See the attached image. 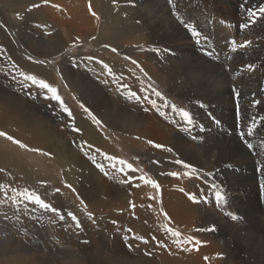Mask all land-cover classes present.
Listing matches in <instances>:
<instances>
[{
	"label": "bare ground",
	"instance_id": "1",
	"mask_svg": "<svg viewBox=\"0 0 264 264\" xmlns=\"http://www.w3.org/2000/svg\"><path fill=\"white\" fill-rule=\"evenodd\" d=\"M11 1L7 0V3L10 4ZM225 3L230 5L228 0H203V7L206 8L207 14H209L208 12L214 15L216 13H219V15L225 13L223 15H227L226 20L229 22L239 24L240 21L244 20L243 25L248 24L246 28L237 27L236 35L231 30H224L225 34L229 31L236 39V51H232L230 60H239L240 62L234 67V70H237V74L240 75L238 80H236L234 74L232 80H230L231 75H225L221 77L223 78L222 80H216V82L208 79V72L205 66L209 61L206 62L207 59H200V55L195 52L193 41L191 42L190 39L185 38L184 35L186 34L182 31V28L173 21H167L168 26H166L161 24L159 19L157 20L160 23L152 17L146 21V25L147 23L150 25V27L147 26L146 28L150 33V38L169 42L176 50L184 51L187 55V64L181 65L179 59L172 58L169 59V64H164V57L168 58L170 55L166 50L158 48H154L158 51L153 53L147 52L146 47L138 46L126 49L121 48V50L128 55L135 56V59L147 69V75L150 80L161 90L159 91L155 88L161 93L163 101L153 95L150 90H142L151 88L143 83L142 77L139 78L138 76L139 74L144 76L147 81L144 71V74L140 69V71H133L128 66L118 63L111 58L113 54L108 61L112 70L111 75H104L102 67H98L95 70L97 77L106 79L104 80L103 78L106 82L101 85L98 79L92 80L94 84L87 81L86 84L83 79L76 78L68 65L70 59L68 60L66 56H63L64 62L60 63L74 96L80 97V103L89 107L96 118L107 129L109 128V130L113 131L115 137L124 143L128 149L135 150L136 154L151 159L150 170L156 175L153 182L160 188L161 210L157 207L156 200L158 196L154 195V187L151 183H145L137 173L114 161L107 165L103 171L97 167H90L77 150L67 144H63L65 135H62V131L68 129V125L65 124L66 118L63 123L60 122L58 125L61 129L53 128L54 119H52L53 121L50 120L49 116L46 115L47 112L45 114L39 106L38 108L35 107L34 103L23 96L15 94L13 90L6 89L4 84H0V132L11 136L15 135L17 141L29 148L39 147L45 150H52L49 142L51 143V140L55 139L57 146L54 154L57 155L56 160L64 168L66 164H72L73 162L86 167L87 172L82 178L84 180L77 183V191L80 202L83 201V204H88L89 213L93 217V219L89 220L79 214L80 217L78 218V215L73 211V206L66 202L65 195H58L55 192L56 189L50 194L47 190L48 187L44 186L46 200L52 204L51 206L57 208L65 219L61 221L54 213L46 212L36 206H30L27 211L23 212L26 217L25 220L29 225L38 222L32 212L37 217L44 218L46 225L45 234L48 236V242L45 246H41L42 250L36 253L40 256L36 257L35 260L28 258L33 256L31 252L16 248L17 250L11 251L8 255L0 254V264H18V258L14 257L18 253H23V256H25V262L21 258V261H23L19 262L21 264H28L29 262L47 264L49 259L53 261L61 260V264L65 262H68L66 264L73 262L92 264V261L96 264L101 261H106L109 264H264V146H258L254 149V156L263 159V163H261L254 162L255 157H249V153L237 144V140H239L237 136L241 135L243 131L245 114L243 111L236 113L237 108L232 106L233 103L231 104L230 97L232 89L239 93L240 96H245L253 92L255 90L254 87L257 86L256 83H258L259 75L262 72L257 66L259 61L255 62L256 59L250 61L253 62L252 64L255 62L254 69L257 70L254 73H250L247 66L249 62L245 65L242 55L258 53L259 50L260 52L256 57L260 56L261 51L263 54L264 29L260 28V26L261 24L263 26L264 19L262 21L260 18L251 20L248 14L239 15L235 8L228 10ZM13 4L17 7L15 9L17 12L32 19L37 26L44 30L48 39L44 41L45 44H55L58 47H62L63 52L67 46L73 45L78 37H92L99 29V23H97L96 27L89 29L94 19L91 14L98 16L100 14L99 7L94 6L91 0H47V3H45V0H16ZM34 5H38V7H34ZM143 5L141 4L140 6ZM7 7L8 5L5 3L4 9L6 11ZM215 7L217 9L213 11L212 9ZM90 8L91 14L89 12ZM209 20L211 18H206L204 21L208 23ZM204 21L202 22L204 23ZM189 24L195 28L199 22L195 21ZM49 32L54 33V37L50 36ZM127 32L125 29L120 30L115 26V29L110 30L109 34H107V41L105 42L101 39L99 44L116 43L121 39H127L129 36L126 34ZM13 37L15 38V36ZM30 39L32 38L30 37ZM224 42L225 44L221 46V42L220 46L222 50H227L228 44L232 45V43H228L227 40ZM242 44H247V47H239ZM7 48L9 49V47ZM7 48L5 49L6 51ZM52 53L47 51L44 55H49L48 57L54 56L59 51L57 50L55 54ZM61 54L64 55L63 53ZM30 55L18 46L14 49L10 47L8 55L0 54V69L5 78L15 85L12 79L17 78L21 82L20 71H23L24 73L31 72L39 79H44L45 82L53 84V78L56 77L50 69L46 68L48 65L45 68L35 66V63L33 64V61L29 59ZM34 59L36 61L40 58ZM209 71L211 72V70ZM181 73H184V76ZM87 89H94V92L89 94L90 92ZM104 90L108 93L103 92ZM133 91L136 92L137 97H141L139 103L135 98H128L129 93ZM145 96L156 100L157 107L154 108L151 104L144 101L142 98ZM197 100L199 104L212 106L213 110L221 116L219 118L221 126H218L222 130L213 131L208 137H204L206 140L202 148L200 145L197 147L192 143L193 134L190 133L192 131L186 132L182 130L191 126L181 119L178 111L172 110V106L185 110L179 103L177 104V101L194 103L195 101L198 102ZM200 100H204V103ZM196 102L193 106L198 105ZM196 107L194 110L195 112L198 110V115H200L203 110L201 107L199 109ZM43 109L45 108L43 107ZM70 109L75 119V125L79 128L78 133H82L81 138L106 149L109 141L100 134L102 132L94 125V122L92 123L90 118L87 119L86 114L71 105ZM252 113L254 114L255 110H252ZM200 117L206 120L204 114L200 115ZM217 117L219 116L217 115ZM238 118H240L239 121ZM59 121L57 119L56 124ZM193 127L196 128L195 126ZM202 131L204 132V130ZM70 137L73 138L72 136ZM149 141L152 143H148ZM152 144H161L165 148H170L173 154L154 148ZM115 157L118 158V156ZM159 157L172 158V160L162 163ZM176 159L185 160L193 169L198 170L194 172V177L203 173L206 180L214 183L220 190L216 192L203 190L200 187V183H197L195 179L187 180L183 172H175L173 162ZM0 160L3 172L6 175H10L12 179L8 180L11 184L19 182L24 185L38 181L32 170L28 166L22 165L16 155L4 153ZM171 172H175L177 175L175 177L168 175ZM128 175L131 176V179L127 180ZM125 181L129 182V184L125 183ZM57 187L59 186L57 185ZM191 197H195V200ZM76 202L78 201L76 200ZM11 206L13 207L14 205ZM69 211L76 215L80 222L79 229L74 226L71 218L68 217L67 213ZM162 215L174 227L173 230L171 229L172 227L164 226L161 220ZM232 216H236L238 219L233 221L231 219ZM212 224L217 226H212ZM24 228L32 232L31 227L27 224H25ZM127 228H135L133 230L142 232L143 237L150 239L146 249L147 253L145 254L147 258L140 255L138 251V253L132 252L130 244L133 242L122 239L120 232ZM169 229L181 234L178 237H173L171 231H168ZM223 232L228 235L247 233L244 238L248 237L250 241L243 238L241 239L240 248L232 249V242H226L227 237L222 236ZM20 234L23 233L20 232ZM84 237L89 239V245L87 244L88 246L85 247L81 246V241ZM18 246L20 248L21 245ZM63 246L66 248L61 253L58 249L63 248ZM138 248L143 249L146 246L144 247V244L140 243ZM223 254L227 258L223 263H220L219 259ZM243 254L246 255L244 256ZM64 255L74 256L75 258H67V256L66 259L62 260L61 257H65Z\"/></svg>",
	"mask_w": 264,
	"mask_h": 264
},
{
	"label": "rangeland",
	"instance_id": "2",
	"mask_svg": "<svg viewBox=\"0 0 264 264\" xmlns=\"http://www.w3.org/2000/svg\"><path fill=\"white\" fill-rule=\"evenodd\" d=\"M2 1H4V2H2ZM15 1L16 0H12L11 3L9 4V3H7V0H0V2H1L0 3V47L2 45V47L0 48V54L8 55L10 47H13V49H14L15 47L18 46L20 49L25 50L29 55L32 54V55H30L29 59H30V61H33V64L35 63L34 64L35 66H41V67L45 68L48 65L46 68L50 69L56 77V78H53L54 79L53 81L56 83H54L52 81L53 84H50V86L58 89L57 94L61 97L65 106H67L69 108L71 113H72V111L70 109V105L72 107H74L75 109H78L80 112L86 114L87 119L89 118V116L83 110V108L80 107L81 104L84 105V107L87 108L94 116H95V114L85 104L80 103V97L76 96L78 98V100H77V98L74 96L72 88L70 87L69 81L65 77L62 65L60 66V63L64 62L65 56L67 57L68 60L70 59L69 60L70 63L68 62V65L70 66L72 74L78 79H83L86 84H87V82H92V80H94V79H98L100 82V85L106 82V81H104V80H106L104 77H97L95 70H97L98 67L99 68L102 67V65L100 63H98L99 61H102L104 64H107L108 67L110 68L108 61L113 54V56L111 58L115 59L118 63H121L123 65L128 66L129 69H132L133 71H137L139 69L141 70L144 68L143 71L145 72V75L147 76V81H146L145 77L140 75V74L138 75L139 78L142 77L141 79H143V81H144L143 83L146 86H150L151 88L154 87V88L158 89L159 91H161V90L155 86L154 82L152 83V81L150 80V77L147 75V69L142 64H140V62H138L135 59V56L126 54L123 50H121V48L126 49V48H133V47H137V46L138 47H146L147 52H150V53L155 52V51H153L154 48H158L161 50H166L170 55V57H168V58L164 57V60H165L164 64H169L168 61L171 58L172 59H179L181 65L187 64V59H186L187 55L184 51L176 50L175 47L172 44H170L169 42H163L160 40H156L155 38H150V33H149L148 29H146L147 26L150 27V25L148 23L146 25V21L150 17L154 18L155 20L159 19L161 21V24H164L166 26H168V24H167L168 22L173 21L175 24H177L179 27L182 28V31H184L186 34V35H184L185 38H188V40L190 39L191 42L193 41L192 43L195 45V49H196L195 52L200 55V59L201 60L207 59L206 62L209 61L205 66L206 71L208 72L207 73L208 79L216 82V80L217 81L222 80L223 78H221V77H224L225 75H229V76L231 75L230 80H232L233 74L235 75L236 80L239 79L240 75L237 74V70L235 71L234 67L237 66V63H240V62H239V60H230L232 58V45L228 44L229 47L227 50H222L221 46H223L225 44V42H224L225 40H227L228 43H231L232 41L236 42L234 35L229 31H228L229 34L228 33L225 34L224 30H226V31L231 30L236 35V28L237 27L241 28L242 27L241 25H243L244 20L240 21L239 24L238 23L236 24L235 22L227 21L226 20L227 15H223L225 13H222L220 15H219V13H216V15H214L213 13L208 12L209 14H207L206 8L203 7V0H171V2H169V0H91L92 3L94 4V6L96 5L99 7V13L100 14H99V16L96 14H93L90 11L91 8L89 9L90 14L92 13L91 15L94 18L89 29L96 27L97 23H99L98 32L95 33V35L92 37H84V36L78 37L75 41L76 43L74 42L73 45L67 46V48L65 49L64 52H63L62 47H58L55 44H52V45H50L49 43L45 44L44 41H47L48 39L45 36L44 30L41 27L37 26L36 23L32 19H30L26 16H22L19 12H17L15 10V9H17V7H15L13 4V2H15ZM228 1L230 2V5L225 3L227 5V9L231 10V9L235 8L239 15L248 14L249 9L258 12L259 7H264V0H256V1L255 0H228ZM5 3L8 5L7 11H6V9H4ZM141 4H144V5L140 6ZM10 8H12V9H10ZM216 9H217V7L213 8L212 10L215 11ZM143 10H145V11H143ZM146 10L148 11V13H146L147 12ZM220 17H221V19H220ZM206 18H211V20H209L208 23L207 22L205 23L204 20ZM257 18H260L261 21L264 19V17H260V16H257ZM181 20L185 21V23H187V24L195 22V21L199 22V24L195 26V29L201 33V36H200V39L202 41L201 44H197L194 41L190 32H188V30L184 27V25L180 23ZM96 21H98V22H96ZM202 21H204V23ZM16 23H19V24H16ZM219 25H220V27H219ZM48 26L50 27V25H48ZM115 26H117L118 29H120V30L125 29V31H128L126 33L129 35L128 38L127 39H121L120 41H118L116 43H109V44L105 43L103 45L99 44V41L101 39L104 40L105 42L107 41V34H109L110 30L115 29ZM192 27H193V25H192ZM260 28L264 29V24H263V26L261 24ZM11 31L14 33L13 35H12ZM49 35L54 37V33L49 32ZM13 36H15V38ZM30 37L32 39H30ZM202 37H204V38H202ZM2 43H5V44H2ZM22 43H23V45H22ZM101 43H103V42H101ZM220 43H221V46H220ZM4 45H5V47H4ZM115 45L117 46L116 48H115ZM7 47H9V49ZM6 48H7L8 52L5 50ZM60 48H62V49H60ZM112 49H115L116 51L113 52ZM57 50L59 51V53L54 55V56L48 57L49 55L48 56L44 55V53L47 51L53 52L52 54H55ZM228 50H230V51H228ZM259 52H260V50L258 51V53ZM39 53H41V54H39ZM61 53H63L64 55H62ZM206 53H210V55L206 54ZM258 53H249V54H243L242 55L244 57L243 58L244 64L246 65V63L249 62L247 64V66L248 65L253 66L251 70L248 69L250 73H252V72L254 73L257 71L256 69H254L255 62L259 61L261 63L260 64L259 62H257V66L260 69V72L261 71L262 72L259 75L258 83H256L257 86L254 87L255 90L253 92L249 93L248 95L246 94L245 96H240V94L238 93L239 96L237 98L235 95L236 92L234 91V89H232V94L230 95V97H231V104L233 103L232 106L237 108L236 113H240V111H243L245 114V118L243 119V128H242L243 131H242L241 135L237 136L239 139V140H237V144L239 146H242L243 150H245L246 152L249 153V155H248L249 157H255L254 162L263 163L262 158H259V157L257 158V156H254L255 155L254 149L257 148L258 146H264V52L262 54V51H261L260 56L256 57V55ZM139 55H140V52H139ZM75 56H77V57H75ZM114 56L117 58H115ZM125 57H128V59L126 60ZM34 58H40V59L36 60V61H40V62H37V63L34 62L35 61ZM253 59L254 60L256 59L254 64H252L253 62H250ZM132 60H136L139 67H137L136 65H133L131 63ZM55 67L58 68L57 70L59 72L56 70ZM93 69L95 72L93 71ZM209 70H211V72ZM143 71H141V72L144 74ZM0 72H2L1 69H0ZM20 72H23V71H20ZM26 74L35 75V74H31V72L30 73L27 72ZM105 74L108 75L107 70L106 71L104 70V75ZM181 75L184 76V73H181ZM103 78H104V80H103ZM37 79H39V78L37 77ZM182 79L184 80L183 77H182ZM12 80L15 82L16 86L13 83H11L10 80H7L5 78L3 72L0 73V84H4V87L6 89H9V90L11 89L14 91L15 94L23 96L25 99L34 103L35 107L38 108V106H39V108H41L44 113L47 112V114L46 113L45 114L47 116H49V119L50 120L54 119V121L52 120L54 123L53 124L54 126L52 125L53 128H55L57 130L61 129V127L60 126L58 127V125L60 122L63 123L65 118H66L67 121L65 122V124L68 125L67 126L68 129H65V131H62V135H65L63 144H67L68 146L73 147L74 150H77L80 153V156L88 162V165L90 167L94 168V167H97L96 166L97 164H100L103 166V169H104L107 165H109L113 161L117 162V163L119 161H124L125 165L126 164L132 165V168L135 170L134 172L137 173L139 175V177H141V176L146 177L147 180H149V181L155 180L156 175H154L153 171L150 170V164H152L151 159L149 157H144V156H141L140 154H136L134 152L135 150L132 151V149H130V148L128 149V147H126V145L124 143H122L120 140H118L115 137L114 132L109 130V128L107 129L102 123H101L102 126H97L95 123H94V125L98 128V130H100V132H102L100 134L103 137H106V140L109 141V143H108L109 147L107 146L106 149L100 148V147H98V145L91 144L89 141L82 139L81 138L82 133L81 132L78 133L79 128L75 125L74 117L72 115H71V117H69L66 114L62 113L60 106L55 101H52V100L45 98L46 96H49L50 93H46V91L38 89L37 87L33 86L31 84V82L25 81L23 79V77L21 78V82L18 81L17 78L16 79L14 78ZM92 83L94 84V82H92ZM87 90H88V92H90L89 94L94 92L93 91L94 89H92V90L87 89ZM103 92L108 93L106 90H104ZM248 92H249V85H248ZM40 96H41V98H40ZM200 101L203 102L204 100H200ZM38 102L39 103L41 102V103L39 104ZM178 103L181 107L185 108L184 111H188L190 113L192 120H193V124H195V125H193V124L192 125L195 126L196 128H194L192 125H190L191 126L190 131H192L190 133L193 134L192 135L193 137L191 136V134H190V136L192 137V140H193L192 143L195 146L198 147V145H200V147L202 148L204 146L203 144H205L204 141L206 140L204 137H206V136L208 137L210 134L213 133V131L216 132V130H222V128L220 129V127H219V126H221L220 121H219L220 120L219 118H221V116L213 110L212 106L206 105V107H203V108L201 107V109L203 111L200 112V115L204 114L205 118H206V120H203V119H201L200 115H198L199 111L197 110V112H195V110H194V108L196 106H197L196 108L199 109V107H200L199 101L196 102V104L198 103V105L195 104L196 106H193L194 105L193 102L182 103L180 101H177V104ZM41 104H42V107H41ZM43 107L45 109H43ZM188 107H190V108H188ZM204 108H206V109H204ZM252 110H255L254 114L252 113ZM216 114L219 117H217ZM199 117H200V119H198ZM240 118H238V121ZM57 119L60 121L56 124ZM201 120H202V122H201ZM197 122H199V123H197ZM92 123H93V121H92ZM204 124H205V126H204ZM74 128L78 129V131H74L73 130ZM203 128H205V129H203ZM249 128L252 129L251 135H248V129ZM202 130H204V132ZM242 134L245 138H242ZM7 136H11V135H7ZM70 136H72L73 138H71ZM11 137L13 140L17 141L15 135H13ZM53 141H54V143H53ZM20 143L21 142H19V144ZM19 144H15L10 140L5 139V137L0 138V158L3 157L4 153H12V154L16 155V157L19 159V161L22 163V165L28 166V168H30L32 170V172L38 178V181L35 183L30 182V184H24V185L17 182V183H19V185L21 187L19 185H17V183H15L16 185L14 183L11 184V182H8V180L9 179L12 180V179H11L10 175H8V174L6 175V173L3 172L2 168H1L2 163L0 160V185H4L7 187V188L5 187V188L0 189V239H1L0 240V242H1L0 243V254L8 255V254H10L11 251L17 250L16 248H18V249H22L23 251L31 252L33 254V256L28 257V258H31V260H33V259L35 260L36 257L40 256L36 253H38L42 250L41 246H45V244L48 242V236L45 234V230H46L45 219L41 218L40 216L37 217L36 214L34 212H32L33 215L38 219V222H35V223L29 225L25 220L26 217L23 215V212L25 211V209L30 208V206L33 207L36 205L25 203L23 201L19 202V205L13 204L10 200H5L4 193L7 192L8 196L11 197V196L15 195V193L12 191L13 189H15V190L18 189L17 191H19V192H22L25 189H28L29 191L35 192L37 195H39L41 197V199H43L46 203H49L46 200L47 199L46 196H44L46 194H45L43 188H44V186L48 187L47 190L50 194H52L53 191L56 189L55 192L58 195H61V194L65 195L66 202L68 204H71L70 206H73V211L76 215H78V218L80 217L79 214H81V216H83V218L86 217V219H88V214H90L89 213V211H90L89 206H88V204H86L87 205L86 206L85 203L83 204L80 202V198L78 197L79 195H78V191H77V189H78L77 183L79 181L84 180L82 178H84L85 173L87 172V168L84 167L82 164L81 165L77 164V162H73V163L71 162L72 164H70V163L66 164V166L64 168L63 165L60 164L56 160L57 155L54 154L56 152V146H57L55 139L51 140V143L49 142L52 150H45V149H42L39 147H37V148L36 147L35 148L30 147L32 149L37 150V151H32V149L27 147L25 144H23V145H25L26 148L25 147L21 148L19 146ZM89 145H91L92 148L89 147ZM249 145H251V147H249ZM80 149H82V150H80ZM97 149H99V152H95ZM113 152H115V153H113ZM171 153L173 154L172 151H171ZM106 155L113 157V160H111V161L106 160L104 158ZM115 156H118V158ZM93 160H95V162ZM160 160L162 163H166V162H170L172 160V158H165L164 157V158H160ZM177 160H179V159H176L173 162V168H175L174 169L175 172H178V173L183 172L185 174V177L187 180L195 179V181L197 183H200V187L203 190H208L210 192L211 191L216 192V191L220 190L214 183L207 181L206 177L203 173L197 174L198 176L194 177L193 176L194 172L192 171L193 168L191 167L189 169H185L182 167V165L175 163V161H177ZM89 161H91L92 163L90 162L91 163L90 164ZM183 162L187 163L185 160H183ZM153 165H154V163H153ZM175 166H177V167H175ZM186 173H188V174L186 175ZM76 176H78V177H76ZM70 177H72V178H70ZM70 179H71V181H70ZM128 179H131L130 175H128L127 180ZM126 182L127 181H125V183ZM127 184H129V182H127ZM57 185L59 187H57ZM19 189H21V190H19ZM57 189L59 191H57ZM154 192H155L154 195L158 196L157 197L158 199L156 200L157 207L159 210H161L162 200L160 199L161 198L160 193H159L160 188L154 187ZM76 200L80 203L76 202ZM21 204H22V206H21ZM11 205H14V206L12 207ZM50 205H52V204H50ZM36 207H39V206H36ZM164 217L165 216L162 215V219H161L164 226H167L170 228L172 227L171 229L173 230L174 227L171 226V223L167 220L166 217L165 218ZM25 224H27L28 226L31 227L32 232L28 231V230H26V228H24ZM212 226H217V225L212 224ZM127 229H124L123 231L120 232V234L122 235V239L125 241H128V242H133L130 244V246H132L131 247L132 252L138 251L140 255H143L145 258H147V255H145V254L147 253L146 249L148 248L150 239L148 240V238L143 237L142 232H140L138 230H133L135 228H130L131 230L129 228H127ZM175 230H176V228H175ZM20 232H22L23 234H20ZM179 234H181V233H179ZM246 235H247V233H240V235L234 233V234L228 235L226 232H223V234H222V236L227 237L226 242H232V246H231L232 249L240 248L241 239H243ZM28 236H30V237H28ZM137 238H143V239H137ZM244 239H248V241H250V239L248 237L244 238ZM142 240H147L148 243L145 244L142 242ZM88 241H89V239L87 237H84L81 241V246H84V247L88 246L89 245ZM20 242H21V244H20ZM138 243L139 244L143 243L144 247L146 246V248H143V249L138 248L139 247ZM18 245H21L20 248ZM1 247H2V249H1ZM63 248L61 247L58 250H60L62 253V251L65 250L66 247L63 246ZM6 249L7 250L10 249V250L7 251ZM4 250H6V251H4ZM66 250H69V249H66ZM54 253H56V251H54ZM20 254H22V255H20ZM35 255H37V256H35ZM71 255H72V253H71ZM243 255L245 256L246 254H243ZM64 256L65 257H61L62 260L66 259V257L68 255H64ZM14 257L18 258V260H19L18 264H21L19 262H23V261L25 262V259H24L25 256H23V253L15 254ZM69 257H74V256H68L67 258H69ZM21 258H22V260L23 259L24 260L21 261ZM226 258L227 257L224 256V254H223L220 257L219 262L223 263ZM52 261L53 260L49 259L47 264H52V263L53 264H57V263L61 264L60 263L61 260L60 261H53V262ZM66 263H68V262H65L62 264H66ZM81 263L82 262H73V263H69V264H81ZM91 263L96 264L94 261H92ZM106 263L109 264L106 261L105 262L101 261L99 264H106ZM28 264H33V262H29ZM36 264H38V263H36ZM84 264H86V263L84 262Z\"/></svg>",
	"mask_w": 264,
	"mask_h": 264
},
{
	"label": "snow or ice",
	"instance_id": "3",
	"mask_svg": "<svg viewBox=\"0 0 264 264\" xmlns=\"http://www.w3.org/2000/svg\"><path fill=\"white\" fill-rule=\"evenodd\" d=\"M169 2H171V0H169ZM45 3H47V0H45ZM34 7H38V5H34ZM257 16L264 17V7H259L258 12L257 11H253L251 9L248 10V17L251 20H255L257 18ZM180 23L183 24L184 27L190 32L192 38L195 40V42L197 44H201L202 43V41L200 39V36H201V33L200 32H198L190 24L185 23V21H183V20H181ZM242 27H245L246 28V27H248V24H244V25H242ZM231 43L233 45L232 51H236V42L235 41H232ZM239 47H247V44H242ZM112 51L115 52L116 50L115 49H112ZM153 51H158V50L157 49H153ZM206 54H209L210 55V53H206ZM125 59L127 60L128 57H125ZM35 62H40V61H35ZM98 63H100L102 65V68L104 70H107V72H108L109 75L112 74V70L108 67L107 64H104L102 61H99ZM131 63L133 65H136L137 67H139V65L137 64V61L136 60H132ZM14 67H15V65H14ZM248 69L251 70L252 69V66L251 65H248ZM141 71H143V69H141ZM20 75H21V77H23V79L25 81L31 82V84L33 86L37 87L40 90L46 91V93H50V95L49 96H46L45 98L46 99H49V100H52V101H55L60 106L62 113H64L67 116L71 117L72 113L70 112L69 108L67 106H65V104H64L63 100L61 99V97L57 94V89L55 87L50 86V84L47 83V82H45L44 79H37V77L35 75H28V74H26L24 72H21ZM142 90H150L153 95H155L157 98H159L161 101H163V97L161 96V93L159 91H157L155 88L142 89ZM235 95L238 98V93H236ZM128 98L129 99L135 98L138 103L141 100V97H137L136 96V92H134V91L129 93V97ZM142 99L144 101H146L147 103L151 104L154 108L157 107L156 100H152V99H150V97H147V96L143 97ZM80 107L83 108V110L88 114L89 118L97 126H102L100 120H98L96 118V116H94L87 108H85L84 105L81 104ZM200 107L203 108V107H206V105H204V104L201 103L200 104ZM172 110L173 111H178L179 114H180V116H181V119L184 120L186 124H188V125H192L193 124L192 117H191V115H190V113L188 111H183L181 109H177L175 106H172ZM161 114H163V113H161ZM73 130L74 131H78V129H76V128H74ZM182 130L187 132V131H190V128H184ZM251 133H252V129L249 128L248 129V135H251ZM0 137H5V139H7V140H10V141H12L15 144H19V141L13 140L11 136H7L6 133H4V132H0ZM242 138H245L243 136V134H242ZM148 143L151 144L152 142L149 141ZM19 146L21 148L25 147V145H23V144H19ZM152 146L154 148L162 149L164 151H168V152H171L172 151V149L165 148L161 144H152ZM89 147H91V145H89ZM249 147H251V145H249ZM32 151H37V150L36 149H32ZM96 151L99 152V149H97ZM104 158L106 160H108V161L113 160V157H111V156H105ZM118 163L121 164V165H125V162L124 161H119ZM175 163L182 165V167L185 168V169L191 168V166L188 163H185L182 160H177V161H175ZM96 166L101 171H103V166L102 165L97 164ZM125 166L130 171H135L132 168V165L131 164H127ZM121 171H123V169H121ZM192 171L193 172H196L198 170L192 169ZM187 174L188 173H186V175ZM168 175H171V176H174L175 177L177 175V173L171 172V173H168ZM140 179L143 180L145 183H151L153 187H158V185L155 184V182L147 180L146 177L141 176ZM130 183H131V181H130ZM5 187L6 186H4V185H0V189L5 188ZM12 191L15 193V195H13L11 197L8 196L7 192L4 193L5 200H10L13 204H19V202H21V201H23L25 203L33 204V205L39 206L40 209H43L46 212H51V213L56 214L59 217V220H61V221H63L65 219L64 215H62L57 208L51 206L49 203H46L35 192L29 191L28 189H25L22 192H19V191L15 190V189H13ZM57 191H59V190L57 189ZM191 198L195 200V197H191ZM218 198H220V197H218ZM81 203H83V201H81ZM25 211H27V209H25ZM67 215H68V217L71 218V221L74 224V226L77 229H79L80 228V222L78 221L76 215H74L70 211L67 213ZM88 219L89 220L93 219V217H92L91 214H88ZM231 219L233 221H236L238 218L236 216H232ZM168 231H171V230L169 229ZM171 235L173 237H178L179 236V233L178 232H175V231H171ZM137 239H142V238H137ZM142 242L145 243V244L148 243L147 240H142ZM196 243H198V242H196Z\"/></svg>",
	"mask_w": 264,
	"mask_h": 264
}]
</instances>
